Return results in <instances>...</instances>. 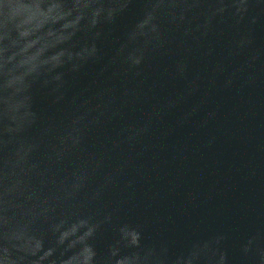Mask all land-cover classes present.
<instances>
[{
  "label": "water",
  "instance_id": "water-1",
  "mask_svg": "<svg viewBox=\"0 0 264 264\" xmlns=\"http://www.w3.org/2000/svg\"><path fill=\"white\" fill-rule=\"evenodd\" d=\"M0 264H264V0H0Z\"/></svg>",
  "mask_w": 264,
  "mask_h": 264
}]
</instances>
